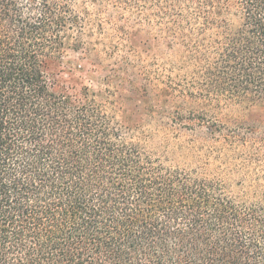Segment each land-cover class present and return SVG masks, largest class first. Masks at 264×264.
<instances>
[{"label":"trees","instance_id":"obj_1","mask_svg":"<svg viewBox=\"0 0 264 264\" xmlns=\"http://www.w3.org/2000/svg\"><path fill=\"white\" fill-rule=\"evenodd\" d=\"M69 52L104 89L59 86ZM0 264H264V0H0Z\"/></svg>","mask_w":264,"mask_h":264},{"label":"rangeland","instance_id":"obj_2","mask_svg":"<svg viewBox=\"0 0 264 264\" xmlns=\"http://www.w3.org/2000/svg\"><path fill=\"white\" fill-rule=\"evenodd\" d=\"M54 68L58 74L59 86L62 88H68L71 92H79L84 86H88L95 90L104 89L105 85L103 80L111 73L109 67L95 65L91 60L82 59L80 54L74 52L66 54L62 62L60 64H56ZM150 127L157 129L158 126L157 124H154ZM234 129V125L229 124V130L225 131L224 134H227L230 130L233 131ZM167 133L168 134L163 131L153 132L151 146L162 151L167 149L170 152L171 159L175 163L182 166L196 167L200 160H205L204 156L207 151L206 146L205 149L187 148V142L193 138L190 133L185 132L184 134L179 135L176 132ZM224 134L221 135V133H217L216 136L213 137L214 143L211 146L213 149L216 148L218 155L219 151H223L221 156L226 163L222 165L218 160H212L213 165L211 166V170L218 171L221 167L226 169L227 174H229L226 181L228 184H231L235 191H238L239 189L237 188H240L241 192L243 187L249 188L255 181L251 175H249L248 178L243 179V174H245L243 170L253 172L254 169L252 170L251 166H248L246 169L241 168L240 166L242 165V160L239 158L240 156L243 158L244 156H250L252 155V152L247 151L246 154L243 155L238 149L230 150L227 148V150H222V145L215 141H223L222 138ZM196 135L203 136L202 133H198ZM197 139L201 140L200 137ZM176 146L185 150H179L176 152L174 151L176 150Z\"/></svg>","mask_w":264,"mask_h":264}]
</instances>
